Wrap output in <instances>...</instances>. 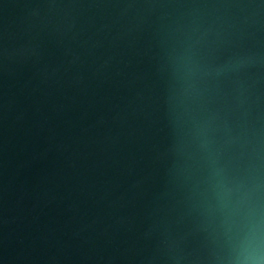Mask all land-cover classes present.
<instances>
[{"label": "water", "instance_id": "obj_1", "mask_svg": "<svg viewBox=\"0 0 264 264\" xmlns=\"http://www.w3.org/2000/svg\"><path fill=\"white\" fill-rule=\"evenodd\" d=\"M0 264H264V0H0Z\"/></svg>", "mask_w": 264, "mask_h": 264}]
</instances>
